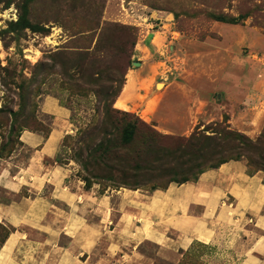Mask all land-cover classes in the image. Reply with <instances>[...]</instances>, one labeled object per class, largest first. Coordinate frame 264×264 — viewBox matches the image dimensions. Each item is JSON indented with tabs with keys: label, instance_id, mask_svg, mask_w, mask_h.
<instances>
[{
	"label": "rangeland",
	"instance_id": "374dc122",
	"mask_svg": "<svg viewBox=\"0 0 264 264\" xmlns=\"http://www.w3.org/2000/svg\"><path fill=\"white\" fill-rule=\"evenodd\" d=\"M24 5L31 29L15 25ZM108 79L122 85L114 109L128 95L125 112L162 135L227 127L256 141L264 133V0H0V160L24 164L30 152L21 134L56 129L63 136L45 166L73 169L57 191L26 186L12 196L0 186V205L32 193L67 197V208L49 207L46 222L55 219V231L28 236L43 245L37 257L55 264H226L230 251L196 236L209 225L215 178L184 199L175 198L176 184L138 189V200L125 198L133 192L127 189L85 188L73 144L100 118L94 94ZM46 99L67 110L66 124L43 110ZM229 162L264 178L244 159ZM4 230L14 231L0 221V239Z\"/></svg>",
	"mask_w": 264,
	"mask_h": 264
},
{
	"label": "crops",
	"instance_id": "0c3cea01",
	"mask_svg": "<svg viewBox=\"0 0 264 264\" xmlns=\"http://www.w3.org/2000/svg\"><path fill=\"white\" fill-rule=\"evenodd\" d=\"M127 97L123 99L126 110L122 111H131L127 105ZM119 98L118 96L116 102ZM43 110L49 115L56 116L59 119L57 122L66 124L67 110L51 99L43 102ZM154 120L153 116L148 119L153 124ZM62 136L63 133L56 129L52 130L47 138L30 132L21 134L20 141L30 152L26 162L22 165L10 162L14 157L6 161L0 160V186L8 195L15 196L21 188L26 186L35 189L41 188L42 185H51L52 189L57 191L56 186L60 187L64 180L70 177L73 171L70 165L45 166L46 162L57 155ZM203 178L204 181H200ZM212 178H215L217 184L215 191L212 192L216 199L210 208L209 225L208 228L197 231L196 236L201 238L202 244L230 251L226 264H264L262 176L249 175L246 168L239 162H228L217 170L203 173L199 177L200 182L179 185L175 198L193 197L199 188L204 187V184ZM172 192L170 190L168 193ZM130 194L133 195L130 196ZM32 195L31 198L21 197L17 202L0 205V221H4L14 229L0 247V264H55L51 263L50 259L45 262L43 258L37 257L34 251L37 248H43V245L28 236H32V233L46 235L54 232L55 228L52 224L56 223V220H52V223L46 222V218L50 217L49 213H54L49 207L52 205L56 207V203H59L61 207L67 208V197L60 198L57 193L45 196L38 193H32ZM222 197L226 200L222 202L224 206L220 207ZM125 198L138 200L141 197L133 191Z\"/></svg>",
	"mask_w": 264,
	"mask_h": 264
},
{
	"label": "trees",
	"instance_id": "16d2710c",
	"mask_svg": "<svg viewBox=\"0 0 264 264\" xmlns=\"http://www.w3.org/2000/svg\"><path fill=\"white\" fill-rule=\"evenodd\" d=\"M27 7H21L15 25L31 29ZM216 21L236 24L237 19L217 17ZM95 91L96 113L100 118L78 131L72 160L79 165L86 189L96 183L115 190H166L169 185L196 183L199 177L229 161L246 160L247 168L264 174V133L256 141L227 127L211 135L194 132L188 137L162 135L137 115L114 109L122 85ZM49 132L43 135L48 137ZM264 181V178H263ZM4 230L0 247L8 238Z\"/></svg>",
	"mask_w": 264,
	"mask_h": 264
},
{
	"label": "bare ground",
	"instance_id": "6f19581e",
	"mask_svg": "<svg viewBox=\"0 0 264 264\" xmlns=\"http://www.w3.org/2000/svg\"><path fill=\"white\" fill-rule=\"evenodd\" d=\"M138 49H139L140 51L144 52V50H143L140 46H138ZM160 86H161V85L159 84L158 87H160ZM117 106H118V109H119V110H126L125 106H124L123 104H121V103H118Z\"/></svg>",
	"mask_w": 264,
	"mask_h": 264
},
{
	"label": "water",
	"instance_id": "95a60500",
	"mask_svg": "<svg viewBox=\"0 0 264 264\" xmlns=\"http://www.w3.org/2000/svg\"><path fill=\"white\" fill-rule=\"evenodd\" d=\"M134 65H137V66H138V65H140V64H139V63H134ZM158 85H159V84H157V86H158Z\"/></svg>",
	"mask_w": 264,
	"mask_h": 264
}]
</instances>
